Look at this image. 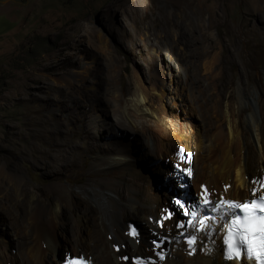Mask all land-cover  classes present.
I'll use <instances>...</instances> for the list:
<instances>
[{
  "label": "bare ground",
  "instance_id": "6f19581e",
  "mask_svg": "<svg viewBox=\"0 0 264 264\" xmlns=\"http://www.w3.org/2000/svg\"><path fill=\"white\" fill-rule=\"evenodd\" d=\"M132 1L136 9L147 12V0ZM157 16L154 13L152 18ZM88 33L98 38L95 31ZM170 47L168 43L160 47L171 70L168 78L133 77L132 91H117L118 83L110 77L111 88L102 92L118 100L119 106L114 108L106 99L103 107L111 110L115 124L101 118L104 112L97 106L104 99L97 82H90L89 88L83 85L85 77L81 76L86 75V66L66 79L75 90L78 104L91 100L92 110L74 118L70 126L62 124L52 130L57 134L73 132L85 154L94 155V160L85 165L79 160L76 145L68 153L63 143L52 141L41 158L42 170L54 180L46 186L47 199H41L37 191L22 185V177L0 165V204L11 209L9 239L0 234V264H60L69 250L92 264H133L132 259L134 264H250L244 259L223 260L221 213L214 214L202 231L194 232L196 241L189 255L186 242L176 239L183 229L179 213L169 200L178 198L184 191L180 186L189 188V184L196 191L206 188L214 200L242 201L264 193V86L261 84L260 94L246 91L241 84L233 87L230 78L217 77L221 71L217 57H205L203 52L199 69L194 67L205 76L206 90L201 92L179 66ZM221 51L230 57L228 44L221 45ZM174 77L188 92L189 113L184 111L183 115L177 108V101L183 98L174 88ZM85 89H91L90 93L83 92ZM194 92L200 99L197 108ZM248 102L255 107L245 110ZM192 111L199 116L195 130L189 122ZM116 125L142 136L146 154L158 160L153 174L138 163L126 141L110 140ZM180 150L191 154L192 159L179 163L178 158L183 159ZM177 167L186 173L185 183L178 182ZM69 170L92 176L72 192L67 183L56 180ZM188 193L192 198L198 195L190 188ZM65 222L71 224L70 235L61 245L58 235ZM129 225L136 233L134 237H129ZM153 234L166 238L162 248L168 252L164 261L148 263V258L155 259L154 253L161 251L151 245ZM10 240L16 243L15 252Z\"/></svg>",
  "mask_w": 264,
  "mask_h": 264
},
{
  "label": "rangeland",
  "instance_id": "374dc122",
  "mask_svg": "<svg viewBox=\"0 0 264 264\" xmlns=\"http://www.w3.org/2000/svg\"><path fill=\"white\" fill-rule=\"evenodd\" d=\"M147 1L144 12L136 9L132 0H0V165L22 177V185L37 191L41 199L49 197L46 186L54 181L42 170L41 160L52 141L63 143L68 153L76 145L85 165L94 160V155L85 154L73 132L57 134L52 130L62 124L70 126L74 118L92 110L91 100L78 104L75 90L66 82L82 67L87 69L81 76L86 88L94 81L101 92L109 90V79L115 77L117 91H132L133 77H169L171 70L160 49L168 43L179 66L201 92L206 90L205 76L194 67L199 69L203 52L205 57H217L221 65L217 77L230 78L233 87L241 84L253 94L263 92L264 0ZM154 13L159 16L152 18ZM91 30L98 38L88 33ZM223 44H228L230 57L221 51ZM174 88L183 98L177 101L180 115L189 113L188 92L177 77ZM85 90L90 93L91 89ZM193 95L197 108L200 99L198 93ZM102 96L104 103L97 106L104 112L101 118L115 124L111 110L105 111L103 105L108 100L118 108L119 101L109 93ZM244 107L248 110L255 105L248 102ZM192 114L189 122L195 130L199 116L196 111ZM113 139L126 141L138 163L153 174L158 160L146 154L141 135L116 125ZM91 176L86 171L69 170L56 180L75 192ZM189 188L194 194L199 192L193 185ZM10 212L0 204V234L6 239L11 229ZM70 225L65 222L58 235L61 245L70 235ZM10 247L15 252L16 243L10 240ZM161 251L167 254L168 248Z\"/></svg>",
  "mask_w": 264,
  "mask_h": 264
},
{
  "label": "snow or ice",
  "instance_id": "6c2138e0",
  "mask_svg": "<svg viewBox=\"0 0 264 264\" xmlns=\"http://www.w3.org/2000/svg\"><path fill=\"white\" fill-rule=\"evenodd\" d=\"M175 203L179 204V201H175ZM229 208H242L244 205L227 201L226 202ZM248 202H245V205ZM252 214L246 215L244 217H235L233 224L229 225V234L224 237L225 247V256L226 258L236 257L238 258L241 252V245L248 246L249 256L253 254V249L256 248L255 237L257 231L261 233L259 236V247L257 251L259 252L258 264H264V217H259L260 223H256L255 216V208L257 204L260 207V210L264 212V197H262L259 201L253 200L252 202ZM159 223V221L157 222ZM129 235L135 236L136 233L132 228V225H129ZM251 241V243H250ZM192 238L189 237V255H191L192 248ZM74 258H67L65 260V264H72V260ZM79 264H83L82 261Z\"/></svg>",
  "mask_w": 264,
  "mask_h": 264
},
{
  "label": "clouds",
  "instance_id": "9594fccd",
  "mask_svg": "<svg viewBox=\"0 0 264 264\" xmlns=\"http://www.w3.org/2000/svg\"><path fill=\"white\" fill-rule=\"evenodd\" d=\"M187 179V178H186ZM188 190H189V188H187ZM181 195V194H180ZM180 195L178 196V197H180ZM245 199H250V198H245ZM170 201V200H169ZM130 237H131V235H130ZM156 238V236L154 237V239ZM178 240V239H177ZM181 240V239H180ZM183 243V242H182ZM184 244V243H183ZM152 245V244H151ZM163 246V245H162ZM222 247V246H221ZM160 249H162V247L160 248ZM159 252H162V251H159ZM165 253H164V259H165ZM67 258H78V259H81L82 260V262H83V264L85 263V264H92L91 262H89L86 258H83L82 256H72V255H67V256H65V257H63L62 258V261H61V263L60 264H65V260L67 259ZM73 259V260H74ZM150 259H152V258H150ZM154 260H156V259H154ZM164 261V260H163ZM132 263L134 264L135 263V260L134 259H132Z\"/></svg>",
  "mask_w": 264,
  "mask_h": 264
}]
</instances>
